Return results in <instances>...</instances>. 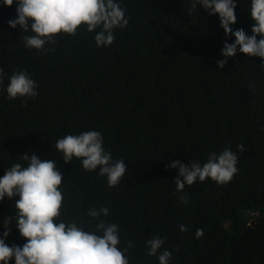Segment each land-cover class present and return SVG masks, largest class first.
Wrapping results in <instances>:
<instances>
[{
	"label": "trees",
	"instance_id": "trees-1",
	"mask_svg": "<svg viewBox=\"0 0 264 264\" xmlns=\"http://www.w3.org/2000/svg\"><path fill=\"white\" fill-rule=\"evenodd\" d=\"M119 2L128 25L114 29L111 45L97 47L95 32L80 25L74 35L56 34L47 52L24 46L29 33L7 23L16 4H0V176L13 163L26 165V153L56 161L63 174L60 219L94 228L87 210L108 207L101 218L119 224V247L134 245L129 264H158L146 245L156 236L166 238L158 254L169 250L170 264H264V61L238 52L218 68L223 43L234 37L191 0ZM236 3L231 27L251 35L250 0ZM19 70L38 85L26 103L3 90ZM93 129L113 159L125 160L116 186L78 158L64 162L55 149L57 139ZM238 144L246 150L230 182L197 180L177 191L170 161L203 162L225 147L238 151ZM15 199L0 200V233L2 221L15 216ZM7 227L5 242L22 246L15 220ZM197 229L204 232L198 239Z\"/></svg>",
	"mask_w": 264,
	"mask_h": 264
},
{
	"label": "clouds",
	"instance_id": "clouds-1",
	"mask_svg": "<svg viewBox=\"0 0 264 264\" xmlns=\"http://www.w3.org/2000/svg\"><path fill=\"white\" fill-rule=\"evenodd\" d=\"M16 4V16L7 21L9 27L18 25L24 33V46L47 52L45 47L55 42L58 33L76 34L78 26H86L88 32H95L94 41L97 47H108L116 39L114 29L128 25L126 9L119 0H0V4L11 6ZM202 6L209 15L216 14L219 26L225 37H234L229 43H223L217 66L222 69L228 58L238 52L248 56L261 58L264 61V0H250L249 15L254 21L251 35L243 28L233 29L236 23V0H191L192 8ZM259 36V39L257 38ZM264 65V62L261 63ZM0 85H4V70L0 68ZM38 85L27 70L13 72L4 87L8 99L28 98L38 95ZM55 149L62 154L64 162H72L78 158L82 167L88 171H96L106 177L109 187L120 183L127 171L123 159H113L111 152L104 147L102 134L97 130H87L78 135L68 134L55 142ZM238 151L225 147L221 152H211L206 161H190L187 165L179 160L170 161L166 167L177 169L174 179L177 191L185 185H192L197 180L203 182L211 179L217 184L231 181L238 172V153L246 149L237 145ZM26 165L20 162L0 176V200L15 199V216H8L2 221L4 231L0 233V264H129L127 253L134 245L131 240L121 244L119 224L106 222L110 209L101 206L90 207L86 215L87 223L95 221L94 228H87L76 220L60 219L63 201V174L53 160H41L35 153L21 156ZM185 204L188 200L180 197ZM15 220V228L21 237L26 238L22 246H9L5 240L10 234L8 224ZM181 232L187 231L185 225H179ZM204 235L202 229L195 232L196 238ZM165 237L156 236L146 241L148 255L157 256L158 264H170L172 253L163 249ZM158 254V255H157Z\"/></svg>",
	"mask_w": 264,
	"mask_h": 264
}]
</instances>
